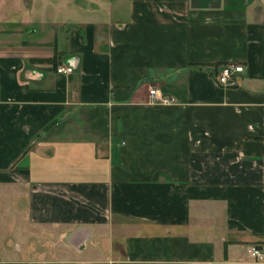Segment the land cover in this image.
Segmentation results:
<instances>
[{
  "label": "crops",
  "instance_id": "crops-1",
  "mask_svg": "<svg viewBox=\"0 0 264 264\" xmlns=\"http://www.w3.org/2000/svg\"><path fill=\"white\" fill-rule=\"evenodd\" d=\"M253 247L264 0H0V264H264Z\"/></svg>",
  "mask_w": 264,
  "mask_h": 264
},
{
  "label": "built area",
  "instance_id": "built-area-1",
  "mask_svg": "<svg viewBox=\"0 0 264 264\" xmlns=\"http://www.w3.org/2000/svg\"><path fill=\"white\" fill-rule=\"evenodd\" d=\"M72 66H61L57 69V72L59 73H71L73 71ZM246 71V67L243 64H227L224 65L220 71L218 81L220 84L228 86V85H234V76L238 73H244ZM150 94V101L152 103H170L173 102L174 99L164 96L161 93H159V90L157 88H152L149 91ZM253 257H255L258 260H262L264 258V250L258 247H253L250 250Z\"/></svg>",
  "mask_w": 264,
  "mask_h": 264
}]
</instances>
